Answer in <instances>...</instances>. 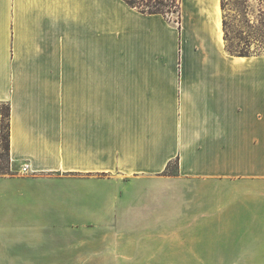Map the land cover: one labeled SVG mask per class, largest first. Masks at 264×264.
<instances>
[{
	"label": "crops",
	"instance_id": "obj_1",
	"mask_svg": "<svg viewBox=\"0 0 264 264\" xmlns=\"http://www.w3.org/2000/svg\"><path fill=\"white\" fill-rule=\"evenodd\" d=\"M179 9L0 0V264L264 259V55Z\"/></svg>",
	"mask_w": 264,
	"mask_h": 264
},
{
	"label": "rangeland",
	"instance_id": "obj_2",
	"mask_svg": "<svg viewBox=\"0 0 264 264\" xmlns=\"http://www.w3.org/2000/svg\"><path fill=\"white\" fill-rule=\"evenodd\" d=\"M147 3V0H137ZM154 1V0H149ZM160 4L165 10L173 7L171 0ZM155 3V2H154ZM174 8V7H173ZM173 17L177 12L170 11ZM228 49L238 55H264V0H228L224 9ZM8 105L0 102V173H14L8 156ZM20 167H18L19 169ZM172 169H176L173 164ZM22 172L21 170H19ZM84 261V260H77ZM105 264H264V259L205 258L105 261Z\"/></svg>",
	"mask_w": 264,
	"mask_h": 264
},
{
	"label": "trees",
	"instance_id": "obj_3",
	"mask_svg": "<svg viewBox=\"0 0 264 264\" xmlns=\"http://www.w3.org/2000/svg\"><path fill=\"white\" fill-rule=\"evenodd\" d=\"M131 5L136 6L137 8H139L141 11L143 12H147V13H163L165 15H168L170 13V11L172 12H177V17H172L174 18L175 21L180 22L181 21V15H180V0H171V8L165 10L163 7H161L160 4H165V1H161V0H154V1H149L147 3H140L137 0H127ZM228 0H222V7L223 9H225L226 6V2ZM155 2V3H154ZM224 25L226 28V19L224 18ZM9 116V106H8V114L7 117ZM9 148V146L7 147Z\"/></svg>",
	"mask_w": 264,
	"mask_h": 264
},
{
	"label": "built area",
	"instance_id": "obj_4",
	"mask_svg": "<svg viewBox=\"0 0 264 264\" xmlns=\"http://www.w3.org/2000/svg\"><path fill=\"white\" fill-rule=\"evenodd\" d=\"M27 168H28V165L25 164V165L23 166V169L26 170Z\"/></svg>",
	"mask_w": 264,
	"mask_h": 264
}]
</instances>
